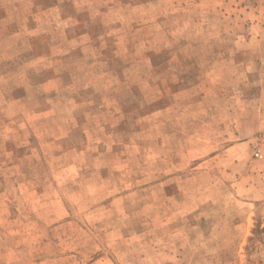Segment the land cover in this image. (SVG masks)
<instances>
[{"label":"rangeland","instance_id":"obj_1","mask_svg":"<svg viewBox=\"0 0 264 264\" xmlns=\"http://www.w3.org/2000/svg\"><path fill=\"white\" fill-rule=\"evenodd\" d=\"M32 9L25 48L0 26V264H264V0Z\"/></svg>","mask_w":264,"mask_h":264},{"label":"crops","instance_id":"obj_2","mask_svg":"<svg viewBox=\"0 0 264 264\" xmlns=\"http://www.w3.org/2000/svg\"><path fill=\"white\" fill-rule=\"evenodd\" d=\"M34 3H36V0H0V26H2L4 34H6L5 38L14 40V42L16 43L15 44L16 48H25V44H24V41L26 39L25 37H27L31 33H34L37 29L38 30L41 29L39 28V24L36 22V24H34V27L36 29L34 28L33 30V28H31L30 25H32L34 22L31 21H29L27 25H23L20 28L18 27L23 23V20L21 19L26 17L27 13L28 15L30 14L33 15L32 13V11H34L33 9L30 10L31 12H26L25 8L28 7L30 4L34 5ZM53 4L55 7L51 8L52 10L49 14L50 17L51 15L54 16V13H56V11H62V12L65 11L64 5L60 3V1L54 2ZM35 10L37 9L35 8ZM14 12H18V15L16 17L12 16ZM33 20L36 21V19ZM48 34H51L52 37H54L56 35V31L52 30ZM1 39L2 37H0V64H2L5 59L16 57L15 55L5 56V54H8L7 52L8 50L11 49L12 46L4 45ZM51 46H53V44L49 46L50 51L47 52L48 54L54 51L55 47L54 46L51 47ZM30 49L33 50L34 46L32 45ZM53 55L54 54L52 53V56ZM54 80H56V76H52L50 78L45 79L44 81H40L42 82L40 84L46 85Z\"/></svg>","mask_w":264,"mask_h":264}]
</instances>
